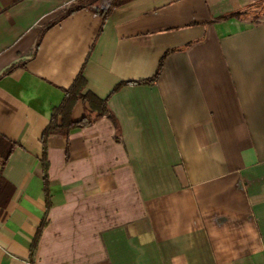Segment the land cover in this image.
I'll return each instance as SVG.
<instances>
[{"label":"crops","instance_id":"crops-1","mask_svg":"<svg viewBox=\"0 0 264 264\" xmlns=\"http://www.w3.org/2000/svg\"><path fill=\"white\" fill-rule=\"evenodd\" d=\"M75 1L0 0V74L24 61L0 78V264H264V0L85 8L35 50ZM81 72L113 117L48 139L47 199L42 134Z\"/></svg>","mask_w":264,"mask_h":264},{"label":"trees","instance_id":"trees-1","mask_svg":"<svg viewBox=\"0 0 264 264\" xmlns=\"http://www.w3.org/2000/svg\"><path fill=\"white\" fill-rule=\"evenodd\" d=\"M130 0H79L75 1L70 7L65 9L55 20L48 22L45 27L42 30L41 35L39 36V39L36 43L35 50L38 49L40 42L43 38L44 32L60 22L63 18L66 16L71 15L74 12H77L81 9H90L100 16L103 17L104 20H107L112 13L113 9L116 7H119L126 2ZM236 14V13H235ZM238 14V13H237ZM164 57L161 59L158 69L156 73L150 77L147 80L141 81V83H152L154 80H156L159 75L161 74L162 68H163V61ZM23 62L14 63L7 69H5L1 74L0 78L7 76L10 74L15 68H17L19 65H22ZM87 79L81 72L71 87L66 90L65 96L63 98V101L54 108L53 114L51 116L50 122L47 125V127L44 129L42 134V141H43V151L41 156L42 161V168H43V176H44V184H45V193L47 195V199L50 195V189H49V160H48V139L56 134L63 135L66 138L69 137L71 131L73 129L79 128V127H85L91 125L93 122H95L98 118L103 116H109L113 117L109 105H108V97L101 98L94 94L93 92L87 90ZM124 85V83H119L115 86L112 93L117 92L120 90V88ZM83 101L84 103L88 104L89 106V112L86 113L83 117L76 120L73 118V110L77 102ZM16 147V143L1 136L0 135V162L2 167L6 164L8 161L9 156L11 155L13 149ZM1 182L7 183L3 175L0 173V184ZM49 200H47V204L49 207ZM47 213L44 215L37 234L34 238L32 249L35 251L37 244L40 240V237L42 235V232L47 225Z\"/></svg>","mask_w":264,"mask_h":264},{"label":"rangeland","instance_id":"rangeland-1","mask_svg":"<svg viewBox=\"0 0 264 264\" xmlns=\"http://www.w3.org/2000/svg\"><path fill=\"white\" fill-rule=\"evenodd\" d=\"M76 1H79V0H76ZM81 1V0H80Z\"/></svg>","mask_w":264,"mask_h":264}]
</instances>
